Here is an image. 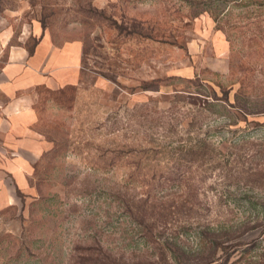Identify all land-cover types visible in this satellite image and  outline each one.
I'll use <instances>...</instances> for the list:
<instances>
[{"label": "rangeland", "instance_id": "obj_1", "mask_svg": "<svg viewBox=\"0 0 264 264\" xmlns=\"http://www.w3.org/2000/svg\"><path fill=\"white\" fill-rule=\"evenodd\" d=\"M0 22L83 52L40 91L42 159L0 180V264H264V0H0Z\"/></svg>", "mask_w": 264, "mask_h": 264}, {"label": "crops", "instance_id": "obj_2", "mask_svg": "<svg viewBox=\"0 0 264 264\" xmlns=\"http://www.w3.org/2000/svg\"><path fill=\"white\" fill-rule=\"evenodd\" d=\"M80 46L56 43L38 23L17 33L0 22V180L8 188L17 174L23 178L30 159H42L46 141L37 130L40 91L57 92L78 83Z\"/></svg>", "mask_w": 264, "mask_h": 264}]
</instances>
